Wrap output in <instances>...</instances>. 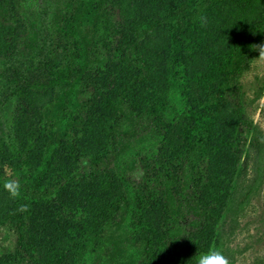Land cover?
Instances as JSON below:
<instances>
[{"label": "trees", "instance_id": "16d2710c", "mask_svg": "<svg viewBox=\"0 0 264 264\" xmlns=\"http://www.w3.org/2000/svg\"><path fill=\"white\" fill-rule=\"evenodd\" d=\"M229 1L243 0H177L139 21L116 19L117 0H0V160L16 179L0 220L9 231L0 264L6 256L85 264L122 219L136 248L130 264H189L170 257L185 206L196 216L193 235L212 233V247L236 263L231 240L264 183V133L247 116L242 83L264 44V12L214 49L208 21ZM150 33L163 35L160 50L143 44ZM94 69L109 77L97 106L107 123L99 126L81 113ZM142 125L146 148L126 156L125 137ZM249 141L252 179L242 161ZM61 152L74 165L85 161L87 179L107 197L89 224L35 255L30 225L54 193L47 184ZM137 163L140 181L132 177Z\"/></svg>", "mask_w": 264, "mask_h": 264}, {"label": "rangeland", "instance_id": "374dc122", "mask_svg": "<svg viewBox=\"0 0 264 264\" xmlns=\"http://www.w3.org/2000/svg\"><path fill=\"white\" fill-rule=\"evenodd\" d=\"M53 1H56L55 7L60 3V0ZM175 1L177 0H117V4L114 6V15L118 20L130 18L140 21L156 16L164 4ZM263 12L264 0L229 1L219 6L208 21L212 39L211 46L214 49L221 48L240 30L242 22L254 20ZM162 39V34L150 33L143 40V44H153L151 47L157 48L158 51ZM104 70L96 71L94 69L92 71L88 78L89 86L83 90L81 96L84 109L81 112L82 116L84 118L87 116L89 122L97 126L107 123V121L102 122L104 118L100 111H97L98 99L103 98L101 96L102 91L106 89L109 81V77L105 76L106 70ZM242 83L244 85L247 116L264 133V57L259 56L252 63L249 71L242 77ZM147 130V125H142L137 128L135 137H125L123 144L128 140L132 144L129 150L128 148L122 149V151L127 150L125 152L126 156L146 148L141 146L147 144ZM254 154L255 150L249 141L242 160L245 163L244 170H246L247 179H252L256 175ZM87 173L85 161L74 165L73 162L68 161V157L64 152L59 153L56 167L51 172L47 184V187L54 193L48 199L36 205L30 225V250H36L35 255L48 249L59 239H66L69 235L77 233L80 226L89 224L92 221L93 213L98 205L102 203L103 197L105 199L107 196L100 191L98 185L95 186L92 181L87 179ZM142 175L143 167L140 163H137L132 177L135 181H140ZM9 180L16 182L10 169L0 160V220L4 219L12 203L14 193L5 186ZM195 219L196 216L185 206L183 216H180L178 223H176L177 231H179L177 248L174 249L175 251L171 250L170 254V257L174 260L178 261L181 258L180 262L186 261L189 264H194L193 256L196 253L213 248L212 233L193 235L191 221ZM122 221L123 223H116L106 232L105 237L109 235V240L105 238V243L101 248L89 250L85 264H118L116 263L118 259L115 258L114 254L116 251H121L123 255L124 259L121 263H129V254H134L136 248L132 245L131 240L125 237L127 227L126 222H124L125 219H122ZM228 228L229 223H227L226 229ZM8 233L7 227L0 226L2 249L6 248L5 240ZM112 239H115V242H112ZM231 242L233 247L240 251L236 256L235 264H264V183L258 197L254 198L252 203L240 215L236 234ZM198 246L201 247L198 248ZM110 253H112L114 261ZM18 258L6 256L4 262L5 264H15Z\"/></svg>", "mask_w": 264, "mask_h": 264}, {"label": "clouds", "instance_id": "9594fccd", "mask_svg": "<svg viewBox=\"0 0 264 264\" xmlns=\"http://www.w3.org/2000/svg\"><path fill=\"white\" fill-rule=\"evenodd\" d=\"M258 50L259 56L264 57V44L259 45ZM5 186L13 193L16 191V182L14 180L7 181ZM193 257L194 264H230L229 258L222 250L217 248H209L206 251L196 253Z\"/></svg>", "mask_w": 264, "mask_h": 264}]
</instances>
